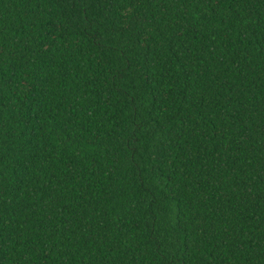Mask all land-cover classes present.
Returning a JSON list of instances; mask_svg holds the SVG:
<instances>
[{
	"label": "trees",
	"instance_id": "1",
	"mask_svg": "<svg viewBox=\"0 0 264 264\" xmlns=\"http://www.w3.org/2000/svg\"><path fill=\"white\" fill-rule=\"evenodd\" d=\"M0 264H264V0H0Z\"/></svg>",
	"mask_w": 264,
	"mask_h": 264
}]
</instances>
